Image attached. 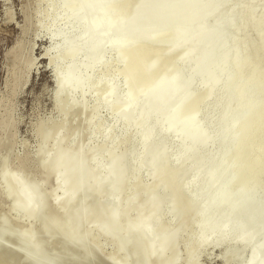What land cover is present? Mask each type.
Instances as JSON below:
<instances>
[{"label": "bare ground", "instance_id": "6f19581e", "mask_svg": "<svg viewBox=\"0 0 264 264\" xmlns=\"http://www.w3.org/2000/svg\"><path fill=\"white\" fill-rule=\"evenodd\" d=\"M29 2L0 94V264H174L181 249L185 264H197L209 246L231 242L250 250L245 264H264V24L256 39L238 37L257 30L262 11L238 3L234 12L232 0H47L37 14L58 9L47 26L60 51L44 53L58 117L34 131L44 116L31 123L38 146L29 174L13 166V146L31 147L20 145L17 107L35 65L22 82L33 62L20 41L34 29ZM89 92L96 103L86 108ZM100 108L111 109V127L88 133ZM120 122L121 133L138 127L127 154ZM104 133L110 146L86 148ZM28 150L17 159L26 162ZM24 214L33 221L20 228Z\"/></svg>", "mask_w": 264, "mask_h": 264}, {"label": "rangeland", "instance_id": "374dc122", "mask_svg": "<svg viewBox=\"0 0 264 264\" xmlns=\"http://www.w3.org/2000/svg\"><path fill=\"white\" fill-rule=\"evenodd\" d=\"M46 1L47 0H33V1L30 0L29 11L31 12L30 14L35 16L34 29L29 32L30 34L28 33L30 38H28L27 41L23 40V39L20 40L21 44L25 43L27 45V43H28L27 49L25 52V56L28 54V56H26L27 59H29V57H30V59L33 58V59H31V61H33L31 63V66H29L28 68H24V71L22 72L23 74L21 73L22 74L21 78L23 77L22 82L25 80L24 78L27 77V75H28L29 71L31 70L32 66L34 65V61H35V65L31 71V74H30L29 83L26 86L23 94H21V96L19 97L18 102H17L18 113H19L20 118H21V125L19 127L20 145L23 142H27L31 147L29 149L28 147H26L25 144H23L21 151L18 152L17 149L15 148V145L13 146V155L15 156L13 166L17 172H20L23 170L20 168H24L25 166L26 167L28 166L29 168L28 167L27 168L29 169V172L33 170L29 174H33V172L35 173V171L37 169V162L34 159L36 150H34V149H37V146H38L37 138H35V140H34L31 137V133H30L31 123H33L37 117L41 116V114H42V116H44V117H40V118L36 119V121H35L36 123H34L35 125L33 126V131H34L37 124L40 121H42V120L46 121V122L53 121L58 117V107H57L58 102H57L56 96H55V103L56 104H54V106H56L55 112H53V110H52L53 109L52 108V101L50 98V93L52 91V83H51V77H50V70L47 68V60L44 57V53L47 50H48V52H46V54H48L50 57L53 56L55 53L60 51V49H59L60 47H57L59 45L58 42H60L59 39H54V41L55 40L56 41L55 42L53 41L52 35H49L52 33V28L47 26L49 15H50V17H52L53 15H55V13H57L56 11H58V9L56 10L55 9L56 6L53 7L54 5L52 6L53 9L50 6V7H48L47 10H44L42 12V14L39 16L37 14V12L39 10L40 11L43 10V8L45 7ZM232 1L234 3V6H235L234 12H237V10H239V4L238 3H247L251 8L256 7L260 10V12L262 11L261 16L263 17V22L261 23V25H259L257 30H255V31L248 30L245 33L240 34L241 36L240 35L238 36L239 38H242L244 35H246L251 40L256 39V35L258 34V32L260 31V29L263 27V24H264V0H232ZM27 5H28V3H27ZM27 5H26V16L28 14ZM23 6H24V0H0V94H2L5 90V80L7 79V73H8V70L10 68L9 58H8L9 51L12 49V47L15 45V43L22 37L21 32L24 28ZM49 8H51V9H49ZM53 10L55 11V13H53L54 12ZM26 16H25V19H26ZM61 30L65 31L64 25L61 26ZM75 32L78 33V31H75ZM34 37H35V42H34L35 50H34V54L32 52L30 55V52L32 50H31V46L29 44H30V42H33L32 40H34ZM16 52H17V50L14 51V54ZM112 59H114V56L109 53L105 57L106 61H104V62L108 63V61H109V63H110L112 61ZM76 64L77 65H83L80 60L77 61ZM102 64L100 65L101 67L98 66L100 68L97 67V69H96V74H95L96 79H98L99 76L101 77V75L103 73L102 69L104 68V66H102ZM58 65H59V67H62L63 63H61L62 66L60 64H58ZM113 65H114V67L112 66V70H114L117 67L116 64H113ZM53 68L55 69L56 67H53ZM12 70L14 72V66H13ZM110 71H111V66L109 68V74H110L109 76L111 79ZM114 79H116V78H114ZM114 79H113V81H114ZM120 80H121L120 78H117V80H115L114 83L116 84V86H117V84L120 87L123 86L122 80L121 81ZM15 84H16V80L14 77V78H12L11 89H13ZM220 95H222L221 99L224 101L226 99V96L224 94H220ZM94 97L95 96L91 92L87 93L86 99L84 101L86 108H88V107L91 108L94 106L93 104L96 103V98H94ZM88 99H89V101H88ZM4 102H5V100H4ZM7 102H8V105H10V99L8 97H7ZM222 108L223 107H222V103H221L216 108H214V109L211 108L210 110H208V112H209L208 114H210V116H212V117H216V116H218L217 113L222 111ZM9 110L12 112L11 109H8V110H6V114L9 113V115H10L11 112H8ZM6 114H4V116ZM214 115H216V116H214ZM99 116H101V117H99ZM111 121H112L111 109L100 108L99 113L97 115V118L94 120L93 124L89 127V129L87 131H88V133H90V132L92 133L94 128L97 125H102L103 128L108 127V129H109V126L111 127ZM260 125H261L260 123L256 124V126H260ZM121 129H122V122L118 123L115 126L114 130H115L116 134H118V136L121 135V136H119V138H121L120 139L121 147H124V149H125L124 150L123 148L120 147L119 152L121 153L124 151L122 154H125L126 153L125 151H127V147H128L126 144H127V142L131 141L133 136H135L137 134L136 132L138 131V127L130 128L129 131L127 130L128 132L125 131L123 133H121L122 132ZM105 136H106L105 133L104 134H94L92 137L90 136L89 141L86 144V148H90V149L94 148L98 144L102 143L104 140H106V142H105V143H107L106 146H108V145L110 146L111 137L109 139H106ZM123 141H125V142H123ZM15 143H16V141H15ZM122 143H124V144H122ZM125 146H127V147H125ZM172 147H173V141L172 140L168 139V140L164 141V148L168 153H169V151H171ZM25 148L27 150L29 149L27 151L28 162H27V160H26V162H23V161L17 159V157H16V155L21 154ZM0 156H1V153H0ZM204 157H209V153H205ZM103 158H105V156ZM31 161H32V163H31ZM98 164L102 165L103 162L101 160H99ZM31 166H32V169H30ZM133 166L131 164L129 165V167H128L129 169L127 168V172H126L127 175H131L133 173V169H132ZM130 167L132 170L130 169ZM145 169L146 168H143L141 170V172L143 171V173L139 172L140 177H143L144 174L146 173V171H144ZM125 185H126L127 189L125 188ZM125 185L123 186V188L119 194L120 196H122L127 191H129V187H131L130 182L125 184ZM45 189H48V186H45ZM121 193H123V194H121ZM104 199L107 201L109 200L108 196H105ZM170 216H171V212H170L169 208L164 207L162 210V219H163L165 224H168V221L170 220ZM24 217H26L27 220H26V222L22 221V223H20V225H19L20 228L28 226L33 221V219L31 218L30 215L24 214ZM38 226H37V228H38ZM185 230L187 231V229H185ZM185 230L183 229L181 232V239H184L186 237L185 236V232H186ZM219 233L220 232H217V235ZM217 235L215 234V237ZM219 247H221V248H219ZM110 249H111V247L107 248L106 250L110 251ZM182 252H183V250L181 249L179 252V256H178L179 259L177 258V260L174 264H185L186 263L187 252L184 250L185 256L182 255L183 254ZM249 255H250V250L245 245L239 244L237 242H231L229 244H224L221 246L216 245V247L214 245H211L198 257L197 264H222V261H223V264H245ZM228 256L232 257V259H229Z\"/></svg>", "mask_w": 264, "mask_h": 264}]
</instances>
